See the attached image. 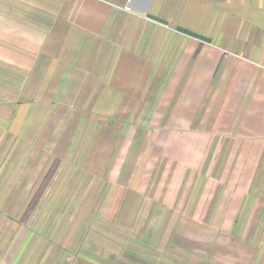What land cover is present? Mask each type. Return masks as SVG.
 Here are the masks:
<instances>
[{"label": "crops", "instance_id": "obj_1", "mask_svg": "<svg viewBox=\"0 0 264 264\" xmlns=\"http://www.w3.org/2000/svg\"><path fill=\"white\" fill-rule=\"evenodd\" d=\"M55 260L264 264V0H0V264Z\"/></svg>", "mask_w": 264, "mask_h": 264}, {"label": "rangeland", "instance_id": "obj_2", "mask_svg": "<svg viewBox=\"0 0 264 264\" xmlns=\"http://www.w3.org/2000/svg\"><path fill=\"white\" fill-rule=\"evenodd\" d=\"M12 154V157L14 155H19V156H23L24 152L23 153H20V150L16 149V150H11L9 151V154L8 156L10 155L11 156ZM22 159V158H21ZM20 159H19V162H18V165H14V168H13V171L16 172V168L18 167L19 168V164H20ZM9 183V181H2L1 184L2 186H4L5 184ZM33 206V205H32ZM46 209V206L44 207V210L45 211ZM45 216V217H44ZM47 216V213H40L38 216H37V219H36V222L38 223V225L40 226V223H41V227H42V224H43V220H45ZM21 220L25 219V215L21 216L20 218ZM87 224V222L85 223ZM36 226V225H35ZM37 227V226H36ZM55 239V238H54ZM35 241H38L39 244H36L35 247H39L40 248V240H35ZM58 240H50V255H52V252H58L59 250H64L66 249L68 252H75V250L77 249V241L74 242L72 240H65V243L62 245V243H59L57 242ZM82 241H85V240H82ZM103 242V241H102ZM36 243V242H35ZM104 243V242H103ZM105 246V245H103ZM130 248L132 250H135L136 249V246H133L132 244L130 245ZM40 251V250H39ZM51 263L53 264H57V261H52ZM38 264H41V262H38Z\"/></svg>", "mask_w": 264, "mask_h": 264}]
</instances>
